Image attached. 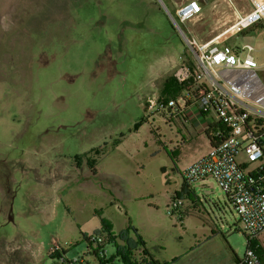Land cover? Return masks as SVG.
Returning <instances> with one entry per match:
<instances>
[{
  "label": "rangeland",
  "instance_id": "1",
  "mask_svg": "<svg viewBox=\"0 0 264 264\" xmlns=\"http://www.w3.org/2000/svg\"><path fill=\"white\" fill-rule=\"evenodd\" d=\"M163 1L175 16L186 0ZM233 1L251 8V0ZM216 4H202L181 28L208 39L235 17L229 1ZM168 11L158 0H0V264H60L56 250L94 264L84 235L102 217L134 241L135 228L161 264H211L207 250L187 258L211 227L219 251L228 242L244 255L247 238L217 184L193 183L192 196L181 194L183 205L170 212L180 170L209 147L205 135L183 140L178 122L147 107L149 95L167 97V77L182 83L195 62ZM246 43L264 80V29L228 41ZM7 236L16 251L5 252ZM106 249L110 256L115 246Z\"/></svg>",
  "mask_w": 264,
  "mask_h": 264
},
{
  "label": "built area",
  "instance_id": "2",
  "mask_svg": "<svg viewBox=\"0 0 264 264\" xmlns=\"http://www.w3.org/2000/svg\"><path fill=\"white\" fill-rule=\"evenodd\" d=\"M227 1L237 10L233 0ZM202 10L200 0H186L175 7V16L171 15L195 61L182 78V104L177 97L151 94L147 107L157 109L166 121L181 118L189 122L192 109L197 115L213 118L203 127L213 136L208 152L188 164L181 175L190 185L213 179V186L217 184L226 193L246 235L247 247L241 263L264 264L255 244L259 234L264 233V80L252 54L254 46L228 44L229 39L246 29H264V0H251L247 13L240 14L232 25L207 41H199L189 29L180 26ZM183 203V198L175 197L170 212H177ZM88 242L94 264L121 262L119 256L113 257L116 247L110 256L107 253V245L115 246L109 242V233L96 232L88 236ZM142 250L139 245L135 252ZM52 254L60 264H92L82 255L68 259L57 250Z\"/></svg>",
  "mask_w": 264,
  "mask_h": 264
},
{
  "label": "crops",
  "instance_id": "3",
  "mask_svg": "<svg viewBox=\"0 0 264 264\" xmlns=\"http://www.w3.org/2000/svg\"><path fill=\"white\" fill-rule=\"evenodd\" d=\"M200 1L203 4L204 8L208 7V5H210V4L212 5L213 8H216V5H217L216 0H200ZM174 5L176 6L175 3H174ZM248 10L249 9H245L243 11H239L238 9L234 10L235 17L233 19H228V20H226V22H223L220 25L213 28L211 30L210 37L208 39H206L205 41L213 38L214 36H216L217 34L222 32L223 30H225L227 27L232 25L237 20V18L240 14H245L248 12ZM189 115L192 116V118H191L192 120L189 122H183V119H181V118L179 119V121L177 119L176 120L172 119L170 121H174V123L178 122V123H176V125H177V128L181 132L183 140L186 139V137H189L190 141L191 140H197V139H199V137L205 135L206 139H207L206 145L210 148L212 142H211V139L208 138L207 131L203 130V127L207 123L212 122L213 118H211V116L197 115L196 109L190 110ZM171 152L173 155L178 156V158L182 154V152L180 151V148H174ZM199 158L200 157H197L194 161H196ZM190 163H192V162H189L188 164H190ZM91 170H92V168H91ZM182 170H180V171L182 172ZM206 180L207 179L201 181L202 187L206 188L207 186H213V182H211L209 185H207ZM192 194L193 193H190L189 195L192 196ZM211 232H212V236L205 234V235H203L205 238L203 241H197L198 243H196L195 245L191 244V246L188 247L191 249H190L189 253L187 252V258L196 260V257L199 253L207 250L206 257L208 259H206V260H208L207 262L210 261L211 264H223V263H226V264H242L241 260H242L243 256H240L239 254H237V252L233 249L232 246L229 245L228 242H227L228 247L224 246V250L222 252L216 248L217 242H215V239L217 237L215 238L216 234H215V228L214 227H211ZM14 239L15 238L12 236H9V237L7 236L4 238L5 241H3V243L6 246L4 248L6 253L17 250V247L19 244H16ZM145 244H146V242H145ZM255 244L259 247L260 252L264 258V233L259 234L258 238L255 241ZM174 262L175 261L173 260V263ZM166 263H168V262H166ZM196 263H198V262H196ZM170 264H172V263H170Z\"/></svg>",
  "mask_w": 264,
  "mask_h": 264
},
{
  "label": "trees",
  "instance_id": "4",
  "mask_svg": "<svg viewBox=\"0 0 264 264\" xmlns=\"http://www.w3.org/2000/svg\"><path fill=\"white\" fill-rule=\"evenodd\" d=\"M194 66V64H193ZM191 66V69L193 68ZM173 77H167L162 85L161 88V94L167 95V97H177L179 93L183 91V84L185 83H179L175 84L173 83ZM178 93V94H177ZM177 94V95H176ZM175 95V96H174ZM208 138L213 140V136L209 131H207ZM172 154V152H171ZM173 155V154H172ZM92 159V158H91ZM92 165H94V160H88ZM95 171V167L93 168ZM190 193H194V188L192 185L186 183L183 180L182 186H181V192L177 193L178 197H181V194H187L190 196ZM101 215V213H99ZM134 232L137 235V240H132L129 235L128 231L121 232L119 235H117L115 232H113L112 225L108 220L105 218H101V228L96 232H107L109 233V242L116 247V251L113 254V257H120V261L123 264H161L155 256L151 253L149 248L146 246L145 241L142 239V237L138 234L137 230L133 228ZM246 236V235H245ZM84 238L88 242V235H84ZM123 242L119 243L120 240ZM89 244V242H88ZM141 245L143 247V250L141 253H136L135 250L137 247ZM92 247L89 245L88 249H91ZM95 250V249H93ZM257 253L263 257V255L260 252L259 247H256ZM52 258H54V254L51 255ZM164 264H170V263H164Z\"/></svg>",
  "mask_w": 264,
  "mask_h": 264
},
{
  "label": "water",
  "instance_id": "5",
  "mask_svg": "<svg viewBox=\"0 0 264 264\" xmlns=\"http://www.w3.org/2000/svg\"><path fill=\"white\" fill-rule=\"evenodd\" d=\"M159 1V3L162 5V7L166 10V11H168V8H167V6H166V4L164 3V1L163 0H158ZM168 13L170 14V12L168 11ZM170 16H171V14H170ZM172 18V17H171Z\"/></svg>",
  "mask_w": 264,
  "mask_h": 264
}]
</instances>
